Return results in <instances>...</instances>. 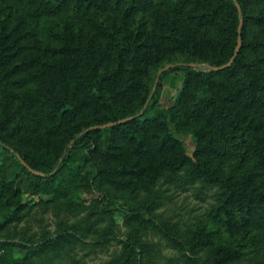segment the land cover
Listing matches in <instances>:
<instances>
[{
  "label": "trees",
  "instance_id": "trees-1",
  "mask_svg": "<svg viewBox=\"0 0 264 264\" xmlns=\"http://www.w3.org/2000/svg\"><path fill=\"white\" fill-rule=\"evenodd\" d=\"M146 2L0 0L2 186L17 194H46L55 200L82 193L93 194L101 188L106 176H113L106 161L102 162L98 157L99 141L103 136L109 143L111 133L123 131L132 141L136 156H148L150 160L173 148L169 146L178 144L166 127L156 136L145 132L146 121L164 115L165 122L178 112L148 104L151 90L143 73L145 66L140 46L136 42L130 43L125 35L119 37L116 31L108 29L102 17L95 15L91 19L99 33L108 40L105 44L96 36L84 41L72 34V20L83 9L113 3L122 5L128 16ZM236 3L241 7L243 18L241 51L232 67L197 73L203 86L201 92L194 95L193 115H205L218 130H229L235 139L232 151L248 165L239 174H223V169L211 168L207 153L214 147L212 141L202 142L203 134L195 135L197 151L194 159L183 151L175 161L168 157L161 160L162 167H171L168 176H174L173 181L177 183L183 182L181 177L185 173L187 181L192 184L199 182L203 186L218 187L211 218L196 228L189 239L180 240L171 230L164 232L177 247L193 254L196 253L194 243L214 252L210 257L192 258L191 264L241 263L257 249L264 230V134L255 135L253 131L257 124L248 122L246 115L234 111L231 106L235 98H241L247 108L256 107L259 112L264 109V0H173L166 12L158 11L152 16V24L159 30L166 47L192 59L196 54L192 26L204 29L208 49L206 61L213 68L227 64L235 53L241 19ZM247 33H250L249 37ZM34 39L42 44L39 48L43 50V56L38 60L27 57ZM135 40L138 41L139 36ZM24 50L28 52L22 54ZM21 55L23 59L18 60ZM27 68L35 69L36 94L26 96L13 109V89L21 81L19 74ZM238 68H241V76L231 83L235 96H222L213 86L215 83L228 84L229 76ZM166 73L156 77L155 92L161 89V79ZM14 114L19 115L12 125ZM38 115L48 126L67 135L68 142L61 150L41 147L31 150L13 143L17 134L22 130L26 132ZM128 118L133 119L110 128L88 131L94 126ZM153 141L155 150L151 145ZM21 159L45 176L31 172ZM147 170V167H141L137 171L141 174ZM127 172L135 173V170L131 168ZM119 174H124L123 170ZM150 192L154 198L128 202L123 208H118L117 202L104 195L103 212H120L126 222L144 225L147 229L146 222L157 209L158 201L163 199L159 198L161 191L150 189ZM7 205L8 199L0 203V209ZM135 229L134 235L125 243L123 255L112 264H138L137 247L141 240L139 227ZM83 236L79 225L66 224L60 225L59 234L46 237L39 243L0 240V264H46L52 255H61L82 242ZM14 248L23 249L25 255L14 256ZM252 264H264V253L261 260Z\"/></svg>",
  "mask_w": 264,
  "mask_h": 264
},
{
  "label": "rangeland",
  "instance_id": "rangeland-1",
  "mask_svg": "<svg viewBox=\"0 0 264 264\" xmlns=\"http://www.w3.org/2000/svg\"><path fill=\"white\" fill-rule=\"evenodd\" d=\"M172 1L147 0L144 6H140L128 16L125 15L126 11L122 5L113 3L86 8L74 16L72 34L84 41L96 36L105 44L108 40L99 33L91 19L95 15L102 17L108 29L116 31L119 37L125 35L130 43L136 42L138 47L140 46L139 52L144 57L145 66L143 73L146 74L151 90L148 104L154 103L162 110L173 109L178 112L173 117L169 116L165 122L164 115L146 121L145 132L149 136H156L166 127L178 144L169 146L173 148L156 154L150 160L148 156H136L132 141L123 131L116 130L111 133L109 143L106 136H103L99 141L98 157L102 162L106 161L113 176H106L101 188L93 194L82 193L65 200H55L46 194H17L0 183V203L3 204L8 199L7 207L0 209V240L39 243L46 237L59 234L60 225L77 224L84 232L83 241L76 243L61 255H52L46 264H112L123 255L125 243L134 235L135 228L139 227L141 241L137 247L138 264H191L192 258L210 257L214 254L209 248L195 243L192 244L195 254L179 248L164 232L171 230L176 233L178 239H189L196 228L211 218L219 192L218 187L203 186L199 182L192 184L187 181L188 176L184 175L185 173L181 177L183 182L177 183L173 181L174 176H168V169L171 167H162L161 160L168 157L175 161L176 156L183 151L189 158L194 159L197 151L195 135L203 134L202 142L212 141L214 147V150L210 149L207 153L211 168L223 169V174H239L244 172L248 164L232 151L235 139L229 130H218L215 123L207 121L205 115H193L194 95L200 93L203 86L202 78L197 73L210 72L212 67L206 61L208 49L204 29H197L189 24L192 26L193 41L196 43V54L192 59L187 54L170 51L161 39L159 30L153 26V14L158 11L166 12ZM191 6L192 4L189 8ZM138 36L139 40L136 41ZM247 36L249 37L250 33H247ZM30 45L31 53L27 57L38 60L43 56L41 42L34 39ZM118 50L114 52L116 55ZM26 52L28 51L24 50L22 54ZM21 58L23 59V56L18 60ZM168 65H174L173 69H178L165 71L167 73L161 79L162 87L155 92L158 82L156 77L165 73L160 72ZM240 69L229 76L228 84L215 83L214 89L222 96H235V88L231 87V83L241 76ZM34 70L27 68L19 74L21 81L13 89L11 108H17L26 96L36 94ZM231 106L234 111L239 110L246 115L248 122L257 124L253 131L255 135L264 134V109L259 112L256 107L247 108L241 98H235ZM180 113L183 114L182 117L179 116ZM17 115L19 114H14L12 125L16 122ZM67 142L65 133L48 126L45 119L39 115L31 121L26 132L20 131L13 139L14 144L31 150L41 147L58 151ZM154 142L151 143L152 147L155 146ZM153 149L155 150L154 147ZM141 167H147L148 170L139 174L137 170ZM131 168L135 173L127 172ZM120 170H123L124 174H119ZM150 189L161 191L159 198L163 199L158 201L157 209L150 216V221L146 222L147 229L144 225L126 222L120 212H103L104 195L117 202L118 208H123L128 202L138 203L147 198H154ZM263 253L264 230L254 253L243 262L235 264H252L257 259L261 260ZM13 255L21 257L25 255V251L14 248Z\"/></svg>",
  "mask_w": 264,
  "mask_h": 264
},
{
  "label": "water",
  "instance_id": "water-1",
  "mask_svg": "<svg viewBox=\"0 0 264 264\" xmlns=\"http://www.w3.org/2000/svg\"><path fill=\"white\" fill-rule=\"evenodd\" d=\"M236 6H237V8L239 10V15L241 17V19H240V25H239L238 44H237V47H236V50H235V53H234L233 57L231 58V60L227 64H225L223 66L211 68L212 70H214L216 72L222 71V70H225V69H228V68L232 67L233 64H234V62H235V60H236V57L238 56V54L240 53L241 48H242V44H243V39H242L243 18H242V11H241L240 5L238 3H236ZM172 68H174V65H168L160 73H163L165 71H168V70H170ZM132 119L133 118H128V119L120 120L118 122H112V123H108V124H104V125L94 126V127L90 128V129H88V131L102 130V129L110 128V127H113V126H116V125L124 124V123H126V122H128V121H130ZM21 162L23 163V165L25 167H27L34 174L39 175V176H45V174H43L41 172H38V171H35L30 166H28V164L23 159H21Z\"/></svg>",
  "mask_w": 264,
  "mask_h": 264
}]
</instances>
